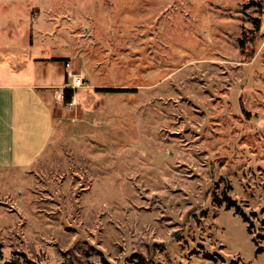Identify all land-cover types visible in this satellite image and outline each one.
Returning a JSON list of instances; mask_svg holds the SVG:
<instances>
[{
	"label": "rangeland",
	"instance_id": "rangeland-1",
	"mask_svg": "<svg viewBox=\"0 0 264 264\" xmlns=\"http://www.w3.org/2000/svg\"><path fill=\"white\" fill-rule=\"evenodd\" d=\"M29 35L139 90L0 171V264H264V0H0Z\"/></svg>",
	"mask_w": 264,
	"mask_h": 264
},
{
	"label": "crops",
	"instance_id": "crops-1",
	"mask_svg": "<svg viewBox=\"0 0 264 264\" xmlns=\"http://www.w3.org/2000/svg\"><path fill=\"white\" fill-rule=\"evenodd\" d=\"M23 38H16L12 45L0 43V171L31 175L54 142L71 146L73 139L79 142L89 133V124L96 117L115 114L118 97L109 96L116 93L96 89H139L94 79L93 64L86 67L90 58L85 62L71 49L58 54L42 46L43 42L31 41L30 35ZM97 68L101 70L103 65ZM111 68L113 64H107L103 74ZM68 71L80 73L84 85L73 88ZM65 88L74 91L68 105L63 103Z\"/></svg>",
	"mask_w": 264,
	"mask_h": 264
},
{
	"label": "trees",
	"instance_id": "trees-1",
	"mask_svg": "<svg viewBox=\"0 0 264 264\" xmlns=\"http://www.w3.org/2000/svg\"><path fill=\"white\" fill-rule=\"evenodd\" d=\"M258 28H259V24L257 23L256 24V29H258ZM239 43H240L241 50H243L244 49V39H241ZM96 91L99 92V93H109V94H111V93H127V92L135 91V90L105 88V89H96ZM73 95H74V91L71 88H65L64 91H63V103L65 105L70 104L71 101H72ZM226 199L228 200L227 209H230L233 206V203L227 197H226ZM236 213L240 214L238 209L236 210ZM244 221H247V219L244 218ZM104 263H106V262H104Z\"/></svg>",
	"mask_w": 264,
	"mask_h": 264
},
{
	"label": "built area",
	"instance_id": "built-area-1",
	"mask_svg": "<svg viewBox=\"0 0 264 264\" xmlns=\"http://www.w3.org/2000/svg\"><path fill=\"white\" fill-rule=\"evenodd\" d=\"M65 67L70 69V64H66ZM67 76L72 79L73 88H79L84 85L83 76L80 73H72L71 71L67 72Z\"/></svg>",
	"mask_w": 264,
	"mask_h": 264
}]
</instances>
